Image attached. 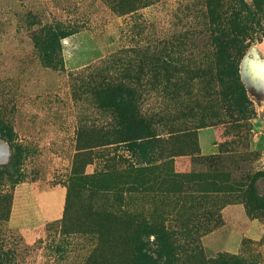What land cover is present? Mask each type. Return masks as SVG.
I'll use <instances>...</instances> for the list:
<instances>
[{
  "label": "rangeland",
  "instance_id": "1",
  "mask_svg": "<svg viewBox=\"0 0 264 264\" xmlns=\"http://www.w3.org/2000/svg\"><path fill=\"white\" fill-rule=\"evenodd\" d=\"M245 4L223 47L207 0H0V264H264V0ZM102 81L148 119L133 156L98 138Z\"/></svg>",
  "mask_w": 264,
  "mask_h": 264
},
{
  "label": "trees",
  "instance_id": "2",
  "mask_svg": "<svg viewBox=\"0 0 264 264\" xmlns=\"http://www.w3.org/2000/svg\"><path fill=\"white\" fill-rule=\"evenodd\" d=\"M132 2L137 1L140 2L141 0H131ZM146 1V0H143ZM209 4L210 9V16L213 17L211 19V22L213 25H216V27H219V30L221 31L220 36H216L213 39V43L217 46H223V47H229L230 43V36L235 35L234 29L235 27H231V31L223 26V23L227 18L234 20L233 24H238L239 20L243 17V12H249L248 6L245 4V0H230L228 3H225V9L222 10L218 15L215 13L216 5H213L214 0H207ZM223 1V0H222ZM233 30V31H232ZM51 42L55 44V46H58V40H54L52 38ZM57 44V45H56ZM53 47L50 46V51L52 54H56L58 48L56 50H51ZM49 51V52H50ZM53 55V56H54ZM151 63V62H150ZM166 64V62H165ZM139 69L138 72L142 73V69ZM144 66V64H143ZM147 66H151L147 65ZM169 81V79H168ZM98 92L96 94L98 100L102 102V104L109 103L111 106L108 107V110L111 112V117L114 125L117 126L118 129H115L113 134L111 132L109 133H102L98 138H104L107 137L112 140L109 144L118 145V144H126L125 150L129 153L130 156H133L137 154V152L141 149V146L145 144H149L150 142H143L142 140L145 138H149V134H146V129H148V119L142 118L138 116V129H135L133 127V122L137 120L138 111L136 108H132V90L130 89H122L119 86H114L113 88H110V85L106 83L105 81H102L97 87ZM7 123L3 121V119L0 117V135L7 137L8 141L11 140V132L10 129L7 128ZM141 128V129H140ZM143 129V131H142ZM114 137H116L114 139ZM109 142V141H106ZM97 147H100L96 145ZM119 150V149H115ZM103 156V155H101ZM130 156L128 157L130 159ZM115 157V154L110 158H106L105 160V167H107L108 164L115 163L117 161ZM133 158V157H132ZM119 160V158H118ZM115 161V162H114ZM118 162V161H117ZM122 164H127L126 166H130L126 160H121ZM119 163V162H118ZM12 168V167H11ZM109 168V166H108ZM110 168H114L113 166ZM7 169V168H6ZM7 174V171L0 168V179H2ZM73 175L76 174L75 170L72 172ZM6 197H4L2 200H4ZM3 212L2 208L0 210ZM164 249L159 246V250H155V256H151V254H143L141 257H136V259L140 262L138 264H158L156 258L161 257L160 255ZM153 253V254H154ZM137 264L136 261H128L126 264ZM115 264H121V263H115Z\"/></svg>",
  "mask_w": 264,
  "mask_h": 264
}]
</instances>
